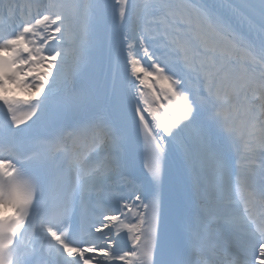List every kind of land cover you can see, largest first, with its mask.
I'll return each mask as SVG.
<instances>
[{
    "label": "snow or ice",
    "instance_id": "obj_1",
    "mask_svg": "<svg viewBox=\"0 0 264 264\" xmlns=\"http://www.w3.org/2000/svg\"><path fill=\"white\" fill-rule=\"evenodd\" d=\"M0 264H264V0H0Z\"/></svg>",
    "mask_w": 264,
    "mask_h": 264
}]
</instances>
